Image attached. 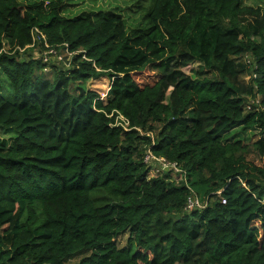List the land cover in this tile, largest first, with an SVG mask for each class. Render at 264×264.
<instances>
[{"label": "trees", "instance_id": "obj_1", "mask_svg": "<svg viewBox=\"0 0 264 264\" xmlns=\"http://www.w3.org/2000/svg\"><path fill=\"white\" fill-rule=\"evenodd\" d=\"M65 1L0 0V264H264V4ZM105 76L107 101L76 89Z\"/></svg>", "mask_w": 264, "mask_h": 264}, {"label": "rangeland", "instance_id": "obj_2", "mask_svg": "<svg viewBox=\"0 0 264 264\" xmlns=\"http://www.w3.org/2000/svg\"><path fill=\"white\" fill-rule=\"evenodd\" d=\"M242 1L245 5L252 6V7L262 6L264 4V0H242ZM65 3L68 5L65 15L69 17L76 16L85 11H106L109 8H114L116 6L124 10L121 12V14H125V17L127 16L130 17L131 15L125 9V7H127L128 4L124 0H67L65 1ZM247 19L248 21H250L249 18ZM243 23L246 24L247 22L243 21ZM3 47L5 50L8 47V40L6 37L3 38ZM196 59L197 60L194 62V64L188 67L186 70L188 71L189 74L192 75L193 78H197V77L200 78L202 76H208L214 72V71H211L209 68H207L203 62L199 61L198 57H196ZM50 62L51 63L56 62V60L50 59ZM45 69H48V67ZM148 75L149 74L147 73L134 74L135 78L139 80L140 82H143L144 80L150 81L152 79V76H148ZM0 80L4 82V78L2 79V77H0ZM3 85L5 87V92L8 93L9 87L7 86V84L3 83ZM76 85H77L76 89L82 86L83 88H85V90L95 92L100 97V99H102L103 101H107V98L109 96L108 93H109V87L111 85V79L108 76H105V77H100L97 79L88 80L85 83L76 84ZM73 89H75V87H73ZM247 106H245V110H247ZM238 127L239 125L235 126L234 129H232L231 131L232 138L234 140L242 139L245 142H248L252 140L256 135H258L257 134L258 131L255 129L247 130L245 133L241 134L238 131ZM0 135L6 138V137H10L14 135V132L10 130L0 129ZM232 138L230 139L233 140ZM160 169L161 168L158 167L157 169L150 170L148 177L152 178L158 174L164 173V172L159 171ZM167 173H168L169 178L172 180L179 181L183 179L182 173H175L173 171H169ZM126 238H127V234H124L115 239V243L118 248H123L125 246Z\"/></svg>", "mask_w": 264, "mask_h": 264}, {"label": "built area", "instance_id": "obj_3", "mask_svg": "<svg viewBox=\"0 0 264 264\" xmlns=\"http://www.w3.org/2000/svg\"><path fill=\"white\" fill-rule=\"evenodd\" d=\"M33 44L35 42V40L37 39V37L35 36V33H39V31L37 29H33ZM40 34V33H39ZM41 38L44 39V37L41 35ZM44 43V47H45V51L43 52V61L46 62L50 59L52 60H64V55L67 56V58H70L74 55V52H70L68 49L67 44H64V53L61 54L59 53L54 47L52 46H48L46 45L45 42ZM32 44V45H33ZM250 106L248 105L247 108H249ZM117 122L116 124L121 125L124 129H127V122L125 121V119L121 116L117 117ZM144 164L146 165V167L150 170L152 169H157L158 167H160L161 169L159 171L161 172H168V171H173L175 173H182L180 170H178L173 164L166 162L164 159L162 158H158L156 156H154L149 150H147V153L144 157L143 160ZM183 175V179L185 178V175L182 173ZM222 203H224V200H222ZM196 206L197 208H201L202 205L200 204V202L198 201V199L194 198V199H190L188 201V206L187 209H191L192 207Z\"/></svg>", "mask_w": 264, "mask_h": 264}]
</instances>
